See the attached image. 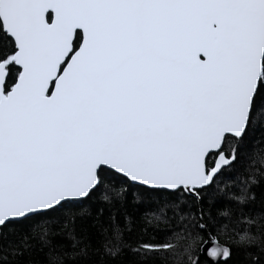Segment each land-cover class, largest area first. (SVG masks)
Instances as JSON below:
<instances>
[{
	"label": "snow or ice",
	"instance_id": "1",
	"mask_svg": "<svg viewBox=\"0 0 264 264\" xmlns=\"http://www.w3.org/2000/svg\"><path fill=\"white\" fill-rule=\"evenodd\" d=\"M256 128L264 139V0H0V264L58 232L68 259L47 264L89 260L77 220L111 229L109 259L227 264L221 232L247 247L264 220L249 208L264 205ZM141 201L164 204L137 232L120 209Z\"/></svg>",
	"mask_w": 264,
	"mask_h": 264
},
{
	"label": "trees",
	"instance_id": "2",
	"mask_svg": "<svg viewBox=\"0 0 264 264\" xmlns=\"http://www.w3.org/2000/svg\"><path fill=\"white\" fill-rule=\"evenodd\" d=\"M262 133L260 128H256L253 133L250 134L248 139V147L253 152H262L264 151V139H261ZM253 141H257V143L253 146ZM262 187L257 189V195L260 197V193L264 192V178H262ZM239 191L237 189L226 190L225 193L220 195V199L214 204L211 205L213 208V216L217 215L218 209H223L225 205L230 204L231 201L235 198V195H239ZM131 196L129 200H131ZM264 199V197H261ZM164 202H145L141 201L139 203H128L126 207L120 209V211L126 212L135 218L132 227L138 232L144 227H149L150 229L153 227L148 225L147 221L151 219V216H144L143 214L148 212L158 211L161 207H163ZM235 207V206H234ZM249 208L253 212H264V205L261 204L260 199L257 200L255 205H250ZM249 208H246L245 211H248ZM171 209H168V213H171ZM107 216V213H105ZM237 216H232L231 220L236 221ZM63 220V217H61ZM123 222V221H122ZM91 220H77V231L81 228H87L88 232L91 234L92 240V249H98V252L91 255V258L86 261H76L75 264H138L137 258L125 250L124 254L119 259H109L104 254V249L102 244L105 240L112 236V231L109 228L107 232L104 231L105 225L100 224L96 227H90ZM223 223V221H221ZM175 224L173 221L171 224H165L163 222L159 223V229H170ZM49 227L53 230H59L61 228L60 223H53L49 225ZM254 232H258V237L256 243L251 244L247 247L244 246V242L240 241L237 234L230 230L222 231L220 234V243L225 244L232 248L233 255L231 259L227 261V264H264V220H261L258 226L253 227ZM127 234L122 237V240L126 239ZM19 240V237L16 238ZM51 243L48 247H45L44 252L34 253L32 256L24 257V264H37L39 261L40 264H47L46 257L44 255L45 252L51 250L52 256L60 255L61 259L67 260L68 258L63 256V249L57 247L59 245H66L69 243L68 239L65 238L64 234L57 233L55 236H50ZM32 243H37L36 241H31ZM91 252V250H90ZM59 264V261H57ZM149 264H175V261L171 258L168 259H157L155 261H150ZM224 264V262H221Z\"/></svg>",
	"mask_w": 264,
	"mask_h": 264
},
{
	"label": "water",
	"instance_id": "3",
	"mask_svg": "<svg viewBox=\"0 0 264 264\" xmlns=\"http://www.w3.org/2000/svg\"><path fill=\"white\" fill-rule=\"evenodd\" d=\"M209 247H211V245H209ZM210 264H211V262H210Z\"/></svg>",
	"mask_w": 264,
	"mask_h": 264
}]
</instances>
